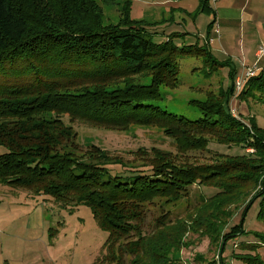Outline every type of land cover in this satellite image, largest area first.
Returning <instances> with one entry per match:
<instances>
[{
	"label": "trees",
	"instance_id": "obj_1",
	"mask_svg": "<svg viewBox=\"0 0 264 264\" xmlns=\"http://www.w3.org/2000/svg\"><path fill=\"white\" fill-rule=\"evenodd\" d=\"M110 1L103 0L104 6L118 4ZM210 2L200 0V12L212 16ZM130 12L127 1L122 21L113 25L104 22L96 0H0V147L6 150L0 155V185L47 197L70 212L90 208L109 235L95 264H128V257L129 264H182L180 253L204 240L219 260L196 258L197 263L224 264V245L245 234L242 224L234 225L240 208L242 215L259 202L257 217L264 225V131L231 114L236 72L227 92L190 102L201 120L162 111V90L180 85L181 60L201 59L200 71L207 75L226 64L208 46L179 48L173 39L155 44L145 22L131 21ZM215 22L213 16L209 29ZM255 93L264 105V72L238 98ZM75 124L115 131L155 127L176 141L177 150L139 149L126 159L96 146L84 149ZM212 141L240 146L247 154H214L208 149ZM204 153L214 156L202 162L198 154ZM111 165L130 176H112ZM194 186L220 192L202 196L175 220L161 208L155 229L146 232L148 206H175ZM256 238L257 244L235 245L233 256L264 264L257 255L264 232Z\"/></svg>",
	"mask_w": 264,
	"mask_h": 264
},
{
	"label": "rangeland",
	"instance_id": "obj_2",
	"mask_svg": "<svg viewBox=\"0 0 264 264\" xmlns=\"http://www.w3.org/2000/svg\"><path fill=\"white\" fill-rule=\"evenodd\" d=\"M127 1L131 4V21L145 22V28L155 44H164L173 39L179 48L208 46L215 59L220 64H226L218 70L219 72L207 75L205 71H200L203 67L201 59L181 60L180 85L174 90H162L163 102L159 105L162 111L190 121H199L203 115L190 102H204L209 98V93L219 95L221 90L227 92L232 86L231 73L233 72L240 77L246 69H253L255 66L259 70L256 77L264 72V58L256 64L257 58L250 61L244 54L247 40L243 38L240 23L229 40L230 44L238 43V49L235 51L220 43L223 26L218 19L214 24L213 33H209L213 18L211 21V16L200 12L199 0H117V5L106 7L103 0H96L104 10V22L119 24L123 19L124 5ZM217 1L220 4L233 5L237 8L249 2L248 0ZM112 2L114 0H111L109 4ZM260 2V6L252 11L256 18L261 16L264 19V0ZM213 4H216V0ZM183 5L189 12L184 13ZM218 46L224 47L220 49ZM258 94L249 95L246 100L234 96L230 109L237 111L239 119L246 125H255L264 131V105L260 102L262 97ZM63 121L67 126H71L69 117H65ZM73 127L78 134L77 143L82 148L96 146L102 151L121 155L126 159H132L129 157V152H137L139 149L154 148L164 152L168 151V153H175L177 150L176 141L171 136H167L163 130L155 127L131 126L125 131L90 127L84 124H75ZM208 149L214 154L231 157L247 154L240 146H228L214 141L209 143ZM5 153V148L0 147V155ZM248 153L252 154L253 151H248ZM214 154H198V159L206 162L213 158ZM107 169L112 176L125 177L131 174L120 165H111ZM145 172L149 173V171ZM219 192L220 190L215 187L194 186L189 190L188 199L175 206H167L164 202L148 206L146 232L150 233L155 229L153 220L161 215V208L164 211H170L171 220H175L185 214L187 207L190 210L195 208L202 196L212 198ZM259 205V202H255L242 215H239L241 208H237L239 210L238 215H235L234 225L242 224L245 234L229 240L224 245L222 253L224 264H244L243 261L233 256L235 245L257 244L259 241L256 233L264 232V225L257 217ZM108 236L107 232L98 227L91 209L87 206H80L70 212L59 209L47 197H34L27 192L0 185V264H95L103 254ZM189 238L191 237L187 236L186 240ZM209 250L208 240L197 241L195 246L183 250L179 257L184 264H198L196 258L219 260V254L211 253ZM258 254L264 262L263 247L257 250ZM127 262L129 264L130 257Z\"/></svg>",
	"mask_w": 264,
	"mask_h": 264
},
{
	"label": "crops",
	"instance_id": "obj_3",
	"mask_svg": "<svg viewBox=\"0 0 264 264\" xmlns=\"http://www.w3.org/2000/svg\"><path fill=\"white\" fill-rule=\"evenodd\" d=\"M248 1L249 2L245 6L237 8L233 5L220 4L217 0L214 5L213 2L215 1L211 0L210 6L213 10V15L210 20L212 21L214 16L216 20L218 19L220 23L222 22L223 34L221 32L222 36L220 43L224 44V46L226 45L229 49L233 48L235 51L238 49V43L236 42L235 45H233L229 43V40H231L236 27L240 23L239 27H242L243 38L245 37V40H247L244 54L246 55L247 60L252 61L256 58V52L259 46L264 42V19H262L261 16L256 18L254 11H252V9L254 10V8L260 6V0ZM183 8L184 13L189 12L185 5H183ZM222 26L220 25V28ZM213 31L214 26L209 29V33L212 34ZM224 46H218V48L221 49Z\"/></svg>",
	"mask_w": 264,
	"mask_h": 264
},
{
	"label": "built area",
	"instance_id": "obj_4",
	"mask_svg": "<svg viewBox=\"0 0 264 264\" xmlns=\"http://www.w3.org/2000/svg\"><path fill=\"white\" fill-rule=\"evenodd\" d=\"M215 1V0H213ZM256 58H257V63L258 64L263 58H264V43L258 48L257 54H256ZM259 72L257 66H255L253 69L248 68L246 69V72L240 76L236 78L235 81V97H238L240 95V93L243 91L246 83L252 79L256 77V73ZM233 100L230 102V108L232 106ZM231 114L233 115L234 118L239 119V115L237 111H234L232 109H230ZM219 259V257H218Z\"/></svg>",
	"mask_w": 264,
	"mask_h": 264
}]
</instances>
